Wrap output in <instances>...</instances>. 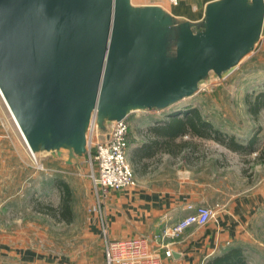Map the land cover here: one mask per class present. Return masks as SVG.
Instances as JSON below:
<instances>
[{
	"label": "water",
	"instance_id": "95a60500",
	"mask_svg": "<svg viewBox=\"0 0 264 264\" xmlns=\"http://www.w3.org/2000/svg\"><path fill=\"white\" fill-rule=\"evenodd\" d=\"M263 30L264 0H210L200 20L132 0H0V93L35 155L73 164L93 120L107 132L168 109L234 72Z\"/></svg>",
	"mask_w": 264,
	"mask_h": 264
},
{
	"label": "crops",
	"instance_id": "0c3cea01",
	"mask_svg": "<svg viewBox=\"0 0 264 264\" xmlns=\"http://www.w3.org/2000/svg\"><path fill=\"white\" fill-rule=\"evenodd\" d=\"M201 1V8L190 9L191 5L182 3L168 10L176 16L200 20L210 0ZM259 43L258 50L262 53L264 30ZM128 117L127 155L136 184L107 191L100 209L86 218V233L91 241L84 242V263L105 264L106 236L115 240L141 235L152 238L183 218L189 212V204H206L215 208V216L206 226L191 225L179 237L169 239L166 246L160 247L158 252L163 264H207L233 248L243 249L242 264H254L257 260L264 264L262 258L250 255L240 243L248 241L256 227L254 220L264 213V189L235 194L227 202L219 201L220 188L214 185L218 180L219 162L211 161V175L206 179L188 174L189 169L199 165L196 154L200 145L191 134L172 136L167 123L176 115L153 108L135 111ZM31 157L27 142L0 93V264H77L74 255L65 261L53 251H45L44 242L37 239L27 242L28 230L34 224L37 226V222L27 217L45 215L37 193L29 194L28 190L29 167L38 168ZM34 181L36 187L42 186L41 172L35 170ZM86 184L90 189L91 182ZM88 193L91 195V191ZM49 216L53 221L59 220L53 213ZM103 220L108 228L106 236Z\"/></svg>",
	"mask_w": 264,
	"mask_h": 264
},
{
	"label": "rangeland",
	"instance_id": "374dc122",
	"mask_svg": "<svg viewBox=\"0 0 264 264\" xmlns=\"http://www.w3.org/2000/svg\"><path fill=\"white\" fill-rule=\"evenodd\" d=\"M132 1L134 4H160L173 10L182 3L191 5L190 9L202 6L201 0H180L178 5H172L167 0ZM258 44L229 76L221 79L211 74L208 79L201 82L197 93L182 99L168 109H162L169 115L176 116H188L193 109H197L207 121L212 123L213 128L233 134L246 146V149L238 151L220 141L193 136L200 145V151L196 154L199 165L189 169L188 174L191 177L206 179L211 175V161L218 160L219 175L214 185L220 188L218 200L221 202H227L238 193L264 189V160L258 158L264 148V106L255 116L249 111L247 102L249 99L255 101L260 94L264 96V52L260 53V43ZM253 139L255 146L249 147ZM67 156V151H64L61 157H54L47 152L39 153L37 161L31 157V160L38 164V168L29 167L28 190L29 194L37 193L38 200L44 206L45 215L29 214L27 218L37 222V226L34 224L32 229L28 230L27 242H35L37 239V242H44L45 251H53L62 260L68 261V256L71 259L74 255L77 264H85L84 242L91 241L86 233L85 222L89 214L97 211L93 207L97 205L98 200L90 177L91 166L87 155L80 157L78 162L73 164L66 163ZM35 170L42 174V186L35 185ZM58 178L64 180L71 188L70 205L74 218L70 222L55 218L53 221L49 216L55 213L52 212V208L58 206L63 198L59 186L53 184H56L54 181ZM88 181L91 182L90 189L86 184ZM88 191H91V195ZM56 213L58 216V212ZM253 225L256 227L250 232L248 241L240 243L250 255L262 258L264 262V213L257 216ZM257 261L254 264H259Z\"/></svg>",
	"mask_w": 264,
	"mask_h": 264
},
{
	"label": "built area",
	"instance_id": "2783aa9c",
	"mask_svg": "<svg viewBox=\"0 0 264 264\" xmlns=\"http://www.w3.org/2000/svg\"><path fill=\"white\" fill-rule=\"evenodd\" d=\"M167 1L172 5L180 3V0ZM129 131V117L114 121L107 132L98 131L94 120L91 124L86 155L98 200L93 209H100L107 191L136 184L134 169L127 155ZM30 153L37 161V155L31 150ZM40 166L43 168L42 164ZM188 210L183 218L155 233L152 238L141 235L119 240L110 239L106 236L108 228L106 221L103 220L102 229L106 236L105 264H163L158 252L160 247L166 246L169 239L179 237L191 225L208 224L216 213L215 208L204 204H189Z\"/></svg>",
	"mask_w": 264,
	"mask_h": 264
},
{
	"label": "trees",
	"instance_id": "16d2710c",
	"mask_svg": "<svg viewBox=\"0 0 264 264\" xmlns=\"http://www.w3.org/2000/svg\"><path fill=\"white\" fill-rule=\"evenodd\" d=\"M247 102L249 104V111L253 115L257 116L261 108L264 106V96L260 94L257 96L255 101H251L249 99ZM167 127L172 136L187 133L192 136L197 135L206 138H215L233 150L242 151L246 149V146L239 142L233 134H227L219 129L213 128L212 123L207 121L197 109H193L191 114L188 116L175 117L172 121L167 123ZM253 146H255V139L249 143V147ZM258 158L264 160V148L261 150V154ZM56 183L62 191L63 198L58 206L52 208V212L55 211V213H53L54 216H56V212H58L59 220L70 222L73 219V213L70 205L72 193L71 188L60 178L56 179ZM243 262V249L233 248L209 260L207 264H242Z\"/></svg>",
	"mask_w": 264,
	"mask_h": 264
}]
</instances>
